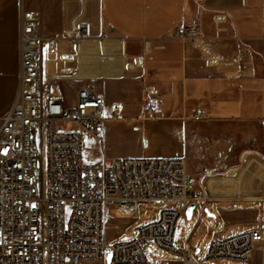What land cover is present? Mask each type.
Here are the masks:
<instances>
[{
	"label": "crops",
	"instance_id": "0c3cea01",
	"mask_svg": "<svg viewBox=\"0 0 264 264\" xmlns=\"http://www.w3.org/2000/svg\"><path fill=\"white\" fill-rule=\"evenodd\" d=\"M24 10L39 11L42 33L58 40L44 46V75L63 86L73 79L72 103L84 85L105 96L101 138L84 133L88 161L180 155L201 176L227 167L208 161L221 158L232 136L242 150L264 157V0H0V116L19 86ZM192 18L200 21L203 43L175 36ZM64 45L75 58L62 57L67 63L61 64L57 53ZM146 90L157 91L163 102L156 118L145 115ZM118 102L123 108L115 112ZM197 108L200 121L194 120ZM193 203L192 216L187 210L182 215L185 227L175 246L198 256L213 237L264 220L261 200ZM122 224L125 236L131 225ZM147 251L150 264H183L179 255L152 244ZM241 263L263 264L262 251Z\"/></svg>",
	"mask_w": 264,
	"mask_h": 264
},
{
	"label": "built area",
	"instance_id": "2783aa9c",
	"mask_svg": "<svg viewBox=\"0 0 264 264\" xmlns=\"http://www.w3.org/2000/svg\"><path fill=\"white\" fill-rule=\"evenodd\" d=\"M78 31L83 35L85 25ZM175 36L204 42L198 18L180 26ZM57 41L42 33L39 11L21 12L19 86L0 116V264H100L109 250L110 264H150L149 244L179 255L183 264L248 262L258 249L264 258V220L228 237H213L201 258L175 246L192 201L264 202V157L244 152L235 167L201 176L180 155L86 160L84 133L101 138L105 96L84 85L73 105L68 103L60 85L43 73L44 46ZM162 105L157 91L146 90V117L160 116ZM122 108V102L115 104V112ZM202 118L197 108L194 120ZM152 202L172 205L140 225L132 239L118 241L122 222L132 225L138 206Z\"/></svg>",
	"mask_w": 264,
	"mask_h": 264
},
{
	"label": "rangeland",
	"instance_id": "374dc122",
	"mask_svg": "<svg viewBox=\"0 0 264 264\" xmlns=\"http://www.w3.org/2000/svg\"><path fill=\"white\" fill-rule=\"evenodd\" d=\"M104 36L109 37V38L113 37V35L111 33H108V32H106ZM72 43H75V42H72ZM71 49H73V48L71 46H68V45H64V46L59 48V52L57 53V55L59 57V60L61 61V64L67 63V62H65L66 60H63V58H62L63 56H71L72 55L75 58V54L73 52L71 53L69 51ZM63 69H65V67H63ZM60 87H61L63 94H64L66 100L68 101V103L73 105L71 94L75 91L77 84L73 81V79H69L68 81H66L64 86L60 85ZM235 124H236L235 122H231L228 124V126H234ZM235 140H236V136L229 137L227 140V143H226V149L224 150V153L221 156V158L208 161V162H217V163H219L221 161L225 165H227V167L225 169L218 170L215 172L224 173L228 169L235 167L236 165H238L240 163L241 156L245 151L254 152L251 149L250 150H242L244 148V145L239 147L238 143H236ZM85 159L88 160L87 156H85ZM169 205H172V204L171 203H163V202L141 203L138 206V212L136 214L137 221L134 222L128 228L126 235L123 236L122 238H120L118 241H128V240L132 239L137 234V228L140 225H142L145 222H149V221L157 219L158 211L161 208L169 206ZM110 213L114 216L119 215L117 208H111ZM184 219H185V217L182 216L181 222ZM124 221H128V220H124ZM184 227H185V224L181 223V225L177 229V237L181 234L182 230H184ZM176 245L178 247H180L178 243H176ZM205 249H206V246H203L202 251L199 254V258L202 257V255L205 252ZM109 251H107V254ZM163 257H165V256H163ZM211 263H213V264H242L241 262H236V261H232V260H228V259H217V260L211 261ZM100 264H110V263L107 260H105L104 262H102ZM205 264H209V263H205Z\"/></svg>",
	"mask_w": 264,
	"mask_h": 264
},
{
	"label": "water",
	"instance_id": "95a60500",
	"mask_svg": "<svg viewBox=\"0 0 264 264\" xmlns=\"http://www.w3.org/2000/svg\"><path fill=\"white\" fill-rule=\"evenodd\" d=\"M194 208H195V204H194V203H193V204H190V205L188 206L186 214H187L189 217L192 216V212H193ZM111 256H112V253L109 252L108 255H107V261H108L109 263H110V261H111Z\"/></svg>",
	"mask_w": 264,
	"mask_h": 264
},
{
	"label": "bare ground",
	"instance_id": "6f19581e",
	"mask_svg": "<svg viewBox=\"0 0 264 264\" xmlns=\"http://www.w3.org/2000/svg\"><path fill=\"white\" fill-rule=\"evenodd\" d=\"M51 45H52V44H51ZM47 46H49V44H48ZM49 48H50V46H49ZM51 48H52V47H51ZM51 54H52V53H51ZM44 55H45V54H44ZM63 58L66 59L67 57L63 56Z\"/></svg>",
	"mask_w": 264,
	"mask_h": 264
}]
</instances>
